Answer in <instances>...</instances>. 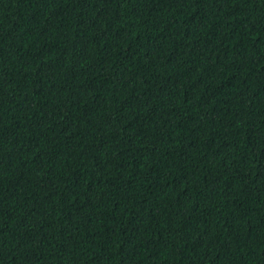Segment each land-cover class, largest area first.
Returning <instances> with one entry per match:
<instances>
[{
  "label": "trees",
  "instance_id": "16d2710c",
  "mask_svg": "<svg viewBox=\"0 0 264 264\" xmlns=\"http://www.w3.org/2000/svg\"><path fill=\"white\" fill-rule=\"evenodd\" d=\"M0 264H264V0H0Z\"/></svg>",
  "mask_w": 264,
  "mask_h": 264
}]
</instances>
